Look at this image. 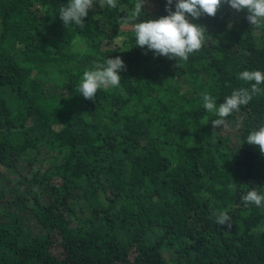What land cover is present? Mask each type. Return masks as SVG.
Masks as SVG:
<instances>
[{"label":"trees","instance_id":"1","mask_svg":"<svg viewBox=\"0 0 264 264\" xmlns=\"http://www.w3.org/2000/svg\"><path fill=\"white\" fill-rule=\"evenodd\" d=\"M67 3L0 0V264H264V206L242 200L264 193V153L245 140L264 92L221 128L201 97L219 106L250 87L238 73L264 72V28L222 0L215 16L186 14L208 36L178 61L135 45V0H94L83 28L61 21ZM166 5L145 0L142 18ZM117 56L119 87L77 92Z\"/></svg>","mask_w":264,"mask_h":264},{"label":"clouds","instance_id":"2","mask_svg":"<svg viewBox=\"0 0 264 264\" xmlns=\"http://www.w3.org/2000/svg\"><path fill=\"white\" fill-rule=\"evenodd\" d=\"M222 0H177L175 11H171L173 0H167L166 8L169 15L155 20H146L142 17L145 0H135L125 23L132 24L135 34V45L147 46L156 55L176 58L178 61H188L190 55L199 52L205 45L208 33L205 27L191 23L186 14L192 18H199L202 14L215 16ZM237 12L247 10L246 19L256 28H264V0H225ZM101 8H116L117 0H99ZM94 7V0H68L66 5L59 9V17L65 26L76 25L83 28L84 17L88 10ZM124 68L123 60L117 56L107 58L103 63H97L91 69L83 72L77 92L85 99L94 100L98 90L117 88L120 86L121 77L119 70ZM237 78L250 83V87H241L233 90L231 95L225 97V102L219 106L216 98L207 91L201 93L203 107L208 112L215 113L218 117L212 120L214 128L226 127V118L233 112H239L241 106H246L254 96L264 92L259 87L264 84V72L260 70H244L237 74ZM206 123V122H205ZM245 140L248 144L259 145L264 153V124L258 129L251 130ZM235 188V185H229ZM245 205L264 206V193L255 188L247 191L242 196ZM216 222L220 226L232 227L231 217L226 211L216 214Z\"/></svg>","mask_w":264,"mask_h":264}]
</instances>
